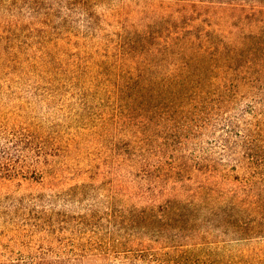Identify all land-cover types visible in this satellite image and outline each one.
<instances>
[{"label":"trees","instance_id":"trees-1","mask_svg":"<svg viewBox=\"0 0 264 264\" xmlns=\"http://www.w3.org/2000/svg\"><path fill=\"white\" fill-rule=\"evenodd\" d=\"M158 1L0 0V82L78 97L114 162L29 176L48 191L11 201L44 245L20 264H264V0ZM44 132L0 126V179L43 163Z\"/></svg>","mask_w":264,"mask_h":264},{"label":"rangeland","instance_id":"rangeland-1","mask_svg":"<svg viewBox=\"0 0 264 264\" xmlns=\"http://www.w3.org/2000/svg\"><path fill=\"white\" fill-rule=\"evenodd\" d=\"M150 3L147 10L150 17L165 11V1L150 0ZM36 85L35 81H25L12 83V88L7 89V85L0 82V126L10 128L13 126V118L30 121L34 127L37 125L41 136L46 135L45 129L51 132V141L54 145L52 150L48 149L49 154L40 158L43 163L28 161L29 168L25 171L28 178L0 179V264H20L26 256L32 257L43 252L40 246L44 244L38 242L36 238L41 236L34 234V238H31L33 236L30 233L32 226L26 225V223L35 222L33 218L26 216L28 213L32 215L35 212L20 209L16 206L17 201H11L12 197L18 200L24 198L26 201L25 198L30 193L48 191L47 184L41 185L29 176L40 177L38 172L44 169V171H51L58 175L57 177H61L63 183H68L79 181L82 178L86 179L89 176L93 177L96 171L107 174L111 169L110 166L114 164L109 157L105 156L104 145L88 138L90 133H87V130L78 128L79 131H76L74 128L75 124L72 123L71 117L74 110L78 109L77 100L79 98L65 94L53 97L36 89ZM76 132L79 133L80 138L75 141L79 142L71 144L69 137L73 138ZM56 147H61V149L56 150ZM90 164L97 168L85 174ZM34 168H36L35 172ZM95 178L94 181L98 185L105 186L104 182L100 183L101 176L96 175ZM105 188H99L93 193L95 195L97 193L96 197H99L105 193ZM111 259L112 255L108 259L93 260L91 264H119L118 261H111ZM135 264L142 263L135 262Z\"/></svg>","mask_w":264,"mask_h":264}]
</instances>
